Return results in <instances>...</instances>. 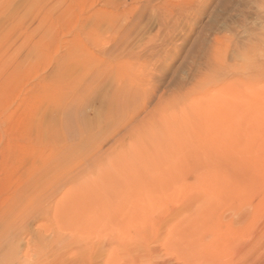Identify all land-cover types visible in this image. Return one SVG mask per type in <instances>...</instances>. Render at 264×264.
<instances>
[{"label":"rangeland","instance_id":"rangeland-1","mask_svg":"<svg viewBox=\"0 0 264 264\" xmlns=\"http://www.w3.org/2000/svg\"><path fill=\"white\" fill-rule=\"evenodd\" d=\"M199 263L264 264V0H0V264Z\"/></svg>","mask_w":264,"mask_h":264},{"label":"bare ground","instance_id":"bare-ground-1","mask_svg":"<svg viewBox=\"0 0 264 264\" xmlns=\"http://www.w3.org/2000/svg\"><path fill=\"white\" fill-rule=\"evenodd\" d=\"M246 116V115H245ZM257 116V115H256ZM257 125H258V123H257ZM171 127V126H170ZM169 127V128H170ZM168 128V129H169ZM171 130H172V128H171ZM170 131V130H169ZM169 131L167 132V133H169ZM171 133V132H170ZM169 133V134H170ZM168 135V134H167ZM169 136H171V135H169ZM173 136V135H172ZM226 160V159H225ZM221 162V161H220ZM222 164V163H221ZM226 165V164H225ZM224 167V166H223ZM222 167V168H223ZM220 168V167H219ZM231 168V167H230ZM235 168V167H234ZM233 168V169H234ZM221 169V168H220ZM222 170V169H221ZM225 170H227V169H225ZM231 171V170H230ZM210 174L212 173V172H209ZM213 174V173H212ZM211 174V175H212ZM214 176V175H213ZM216 176V175H215ZM210 177V176H209ZM212 177V176H211ZM239 177V176H238ZM204 178V177H203ZM206 178V177H205ZM205 178H204V181H205ZM214 178H216L217 179V177H214ZM214 178H212L213 180H214ZM228 178H230V180H231V177H228ZM257 178V177H256ZM255 178V179H256ZM209 179V178H208ZM207 179V180H208ZM211 179V178H210ZM209 179V180H210ZM226 180V179H225ZM235 180V179H234ZM257 180V179H256ZM210 181H212V180H210ZM254 181V180H253ZM258 181V180H257ZM260 181V180H259ZM262 181V180H261ZM203 182V181H202ZM213 183H214V181H212ZM226 182V181H225ZM207 183V182H206ZM218 183V182H217ZM213 185L211 182L209 183V185ZM216 184V183H215ZM233 184V183H232ZM199 185H201V183L199 184ZM202 185H204V183L202 184ZM201 185V186H202ZM206 185V184H205ZM208 185V184H207ZM226 185V184H225ZM261 185V184H260ZM200 186V187H201ZM209 187V186H208ZM211 187H213V186H211ZM215 187L216 188H210V189H208L207 187H206V189H208L207 190V194H205L203 197H202V199H201V201H199V206L198 207H200V210H197V211H195L194 213H188L189 214V216L187 217V218H185L184 219V221L182 222V227L179 229L178 227L175 229V230H172L171 231V233H170V235L169 234H167L168 236L167 237H169V239H170V241H172V242H177V246L179 247V250L181 251H179L180 253H182L185 257L186 256H188L187 258H188V260H189V256L190 257H192L193 255H195V254H200L199 252H202L201 251V249H204V248H208L207 246H209V247H211L214 243H213V241H217V239L219 238V240H220V237H217L215 240H214V238H212V245L210 244V242L208 241H206V238L207 237H212V235L210 236V235H207L206 236V238H202L203 237V235H200V231L201 230H203L204 229V227H205V229H207L208 227V229H210L211 227H214V229L216 228V230L217 231H219L218 233L219 234H223V236H225V238H227V241H228V238H229V233H230V235H231V233L233 234L235 231H237V227L236 226H233V227H236V229L234 230V229H232V228H230V226H232V223H231V225L230 226H225V227H229V228H223L222 227V225L220 224H218L217 225V222H215V221H213V218H214V207H215V205H214V203L215 202H217V201H214V199H213V196H215V200H217L216 199V195H214V190H213V193L211 192V190L212 189H215V191H218V190H220V193H219V195H221L222 196V190H223V188H222V190L221 189H219V188H217V186L215 185ZM254 187V186H253ZM203 188V187H202ZM204 188H205V186H204ZM203 188V189H204ZM234 188V187H233ZM198 189V188H197ZM200 189V188H199ZM216 189H218V190H216ZM227 189V188H226ZM225 189V190H226ZM251 189V188H250ZM205 190V189H204ZM203 190V191H204ZM244 190V189H243ZM206 191V190H205ZM199 192V191H198ZM216 193V192H215ZM218 193V192H217ZM228 193H230V191L228 192ZM218 196V195H217ZM222 197H224V196H222ZM224 199H226V198H224ZM222 201V200H221ZM224 201V200H223ZM226 202V201H225ZM196 203V202H195ZM222 205V204H221ZM220 205V206H221ZM224 206V205H223ZM185 207V206H184ZM195 208V207H194ZM216 208V207H215ZM221 208V207H220ZM185 210V209H184ZM189 210H191V208L189 209ZM189 210H188V212H189ZM221 210V209H220ZM192 211V210H191ZM190 211V212H191ZM257 212V211H256ZM187 214V213H186ZM184 215V217H186L187 215ZM223 216V215H222ZM183 217V218H184ZM181 219V218H180ZM227 219V218H226ZM262 219V218H261ZM215 220H217L216 218H215ZM180 221V220H179ZM237 221V220H236ZM214 222V223H213ZM231 222V221H230ZM179 223V222H178ZM180 224V223H179ZM236 224V223H235ZM180 225V226H181ZM229 225V224H228ZM179 226V225H178ZM238 226V225H237ZM123 227H124V225H123ZM119 228V227H118ZM203 228V229H202ZM222 228H223V230H222ZM120 229V228H119ZM214 229H210V230H208V231H210L211 232V230H213V231H215V232H217L216 230H214ZM230 229V230H229ZM125 231H126V229H124ZM225 230V231H224ZM228 232H227V231ZM232 230L234 231V232H232ZM207 230H206V232H208ZM229 231H231V232H229ZM166 232V231H165ZM224 232H226L225 234H224ZM125 233V232H124ZM212 233V232H211ZM236 233V232H235ZM122 234V233H121ZM213 234H215L216 235V233H213ZM226 234H227V236L228 237H226ZM236 237L237 238H235V234H233V237H232V245H235L234 244V241H235V243L237 244V240H238V238L239 237H241V236H239L238 235V233H236ZM251 236V235H250ZM205 237V236H204ZM224 238V237H223ZM224 238V239H225ZM166 239V241L168 242V240H167V238H165ZM172 239H174L175 241H173ZM231 239V238H230ZM237 239V240H236ZM165 241V243H167ZM223 241V240H222ZM237 241V242H236ZM248 242V240L246 241V243ZM125 243H126V241H125ZM244 244H245V242H243ZM129 244H132V243H129ZM129 244H128V246H129ZM171 244V243H170ZM169 244V245H170ZM174 245V248L176 247V248H178L177 246H175L176 245V243H173ZM179 244V245H178ZM209 244V245H208ZM215 244H218V243H215ZM222 244V243H221ZM223 244H224V241H223ZM229 244V243H228ZM227 244V245H228ZM240 244H241V242H240ZM138 245V244H137ZM136 245V246H137ZM220 245V244H219ZM218 245V246H219ZM230 246H228L227 248H231V244H229ZM254 245V244H253ZM126 246H127V244H126ZM131 246V245H130ZM173 246H171V248L170 249H172V250H174V248H173ZM206 246V247H205ZM216 246V245H215ZM215 246H213V247H215ZM221 246V245H220ZM224 246V245H223ZM240 246V248H234L233 250H234V255H235V251L236 252H242L243 251V249H242V247H241V245H239ZM135 247V246H134ZM237 247V246H236ZM250 247V246H249ZM129 248V247H128ZM148 248V247H147ZM175 248V249H176ZM216 248V247H215ZM244 249H245V247H243ZM135 249V248H134ZM137 249V248H136ZM210 249H212V247L210 248ZM209 249V251H213V249L212 250H210ZM217 250H218V248H216ZM131 250V249H130ZM177 250V249H176ZM220 250L222 251V249L220 248ZM223 250H225V248L223 249ZM245 250H247V249H245ZM135 251V250H134ZM205 251V250H204ZM214 251H215V249H214ZM213 251V252H214ZM219 251V250H218ZM221 251H219L220 253H221ZM226 251L227 250H225V253L224 254H226ZM231 251H232V249H231ZM133 252V251H132ZM178 252V253H179ZM245 252V251H244ZM216 253V252H215ZM218 253V252H217ZM238 253V254H239ZM213 254V253H212ZM233 254V253H232ZM237 254V255H238ZM181 255V254H180ZM182 255V256H183ZM216 256H218V254L217 255H215V257ZM145 258V257H144ZM194 258H195V256H194ZM218 258H220V257H218ZM226 258V257H225ZM138 259V258H137ZM136 259V260H137ZM205 259V258H204ZM230 259V258H229ZM232 259V258H231ZM192 260V259H191ZM222 260H223V257H222ZM225 260V259H224ZM190 261V260H189ZM194 262H196L195 261V259L193 260ZM211 261V260H210ZM218 261V260H217ZM232 261V260H231ZM191 262V261H190ZM202 262H203V260H202ZM156 263V262H155ZM200 264V263H199Z\"/></svg>","mask_w":264,"mask_h":264}]
</instances>
